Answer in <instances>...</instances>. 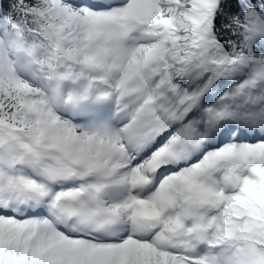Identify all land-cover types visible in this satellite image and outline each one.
Wrapping results in <instances>:
<instances>
[{"label":"snow or ice","instance_id":"snow-or-ice-1","mask_svg":"<svg viewBox=\"0 0 264 264\" xmlns=\"http://www.w3.org/2000/svg\"><path fill=\"white\" fill-rule=\"evenodd\" d=\"M0 264H264V0H0Z\"/></svg>","mask_w":264,"mask_h":264}]
</instances>
